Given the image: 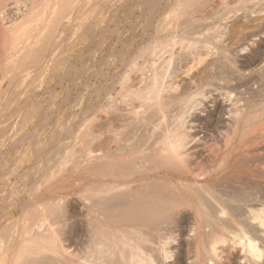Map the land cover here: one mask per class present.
Masks as SVG:
<instances>
[{
  "label": "bare ground",
  "instance_id": "6f19581e",
  "mask_svg": "<svg viewBox=\"0 0 264 264\" xmlns=\"http://www.w3.org/2000/svg\"><path fill=\"white\" fill-rule=\"evenodd\" d=\"M5 1L0 0V12ZM11 1L15 5L14 13L21 19L9 26L11 36L7 32L15 51L8 58L13 64L15 57L24 61L31 55V46H24L26 34L54 31L57 34L66 17L76 21L79 15L87 19L96 12L108 14L113 2L121 4L117 11L125 16L133 11L144 16L154 15L157 5L166 1L170 8L160 20L159 30H181L185 36L165 40L158 46L159 50H151L152 56H157L161 50L167 55L162 63L152 58L148 71L142 73L143 66L130 65L129 69L137 71L143 68L142 78L134 88L125 87L124 82L120 84L121 100L118 103L110 89L98 94L95 100L90 99L92 89L96 88L89 87L85 92L86 100L74 112L71 131H67L65 124L60 126L63 132L58 138L60 143L57 142L59 149L66 146L64 142L68 138L71 148L67 146L51 173L56 174L54 177L58 180L70 176L69 180L73 179L80 192L78 197L85 201L84 204L80 198L81 203L78 198L85 211L83 207L80 209L91 222L93 247L90 248L91 255L88 253L91 257L86 259L85 256L84 262L72 261L63 243L68 211L58 204L54 208L60 215L56 230L47 231L41 224L36 229L33 224H28L24 231L21 229L22 235L27 232L28 237L19 242L21 244H15L16 241L12 242L10 238L18 230L13 231L15 224L2 228L0 264H71V261L73 264H158V257L169 258L173 251L176 252L174 264H264V123L257 126L255 121L261 116L250 112L254 105L253 95H233L235 88L223 93L221 89L218 96L207 94L208 86L219 81L216 69L221 67V58L227 64L234 61L226 46L221 44L223 30L227 27H223L225 20L236 15L238 10L256 14L258 1L215 0V9L221 10V13L217 12L219 27L214 24L218 32L216 28L213 34L209 32L211 39L205 42L189 39L188 34L195 26L196 17L201 21L202 15L211 12L207 7L208 0ZM126 1L136 3V7L122 6ZM230 3L233 6L228 8ZM230 12L234 14L229 16ZM64 24L63 30L67 27V23ZM87 26L86 29H90L91 25ZM76 27L71 29L76 31ZM62 28L59 27L61 31ZM253 31L245 36L248 40L264 34V28ZM254 41L247 42L254 45ZM177 43L179 47H175ZM215 55L216 60L205 72L202 70L204 76L201 74L202 78L195 79L193 71L197 65H203L207 58ZM88 69H78L74 73L65 69L64 76L71 74L77 79ZM133 69L130 71L135 72ZM227 77L229 80L230 76ZM131 101L137 104H131ZM171 110L175 111L173 125L168 126L169 122H164ZM158 129L160 133L157 134ZM103 138L108 140L105 148L101 146ZM52 148L56 149V146ZM52 148L45 152L46 156H50ZM33 167L36 169V165ZM33 167L31 172L28 171L35 175L37 170L33 171ZM52 174L49 175L51 178ZM169 242L174 245L173 249Z\"/></svg>",
  "mask_w": 264,
  "mask_h": 264
},
{
  "label": "rangeland",
  "instance_id": "374dc122",
  "mask_svg": "<svg viewBox=\"0 0 264 264\" xmlns=\"http://www.w3.org/2000/svg\"><path fill=\"white\" fill-rule=\"evenodd\" d=\"M131 1L123 2L122 6L128 5L135 8L136 3L134 4ZM228 1L231 2L232 0ZM254 1H258V3H256V8H258H255L257 10L256 14H254L255 12L250 14L238 10L239 12L236 11V15H233L235 18L230 16V14H234V12H230V17L227 19L228 21L225 20L226 23L223 21L225 24L223 27H227L223 30L225 32L223 33L224 36L222 35L224 39L222 37L221 44L222 46L224 45L223 47L226 46L225 49L227 53H229L234 61H232L231 64H227V62H223L224 58H221V67L216 69V73H219L218 77L220 78H218L219 81H217L218 79L216 80L217 84L214 81V84L219 87L217 88L216 85L208 86L210 92L206 89V86L205 90H208L209 92L207 91V94L210 93L212 96H218V92H221V89L223 93V91L225 92L227 90L232 91L234 88L235 89L232 91L234 92L233 95L237 93V95L245 94L243 96L247 97L253 95L254 105L252 104L253 108L250 112L261 116L255 121L258 126V124L264 123L262 122L264 121V117L262 116L264 115V34L261 33V35L257 37L254 36L253 40H248L245 37H248L253 30L252 33L258 31L260 28H264L262 27L264 26V0ZM214 2L216 3L215 0H208L207 7L211 12L207 11L208 13L204 14L205 16L202 15L201 21L196 17L195 26L190 31L191 33L189 32L188 34L189 39H198V41L202 42L208 39V41H210L209 38L212 35L209 32L213 34L215 28V31L218 30L219 20L217 18V12L220 11L221 13V10L215 9L217 7ZM12 3L11 0L5 1L2 8L4 13L2 11L0 12V20H2L0 21V235L2 228L6 227V225H11V223L15 224L12 225L14 226L12 227L14 228L13 231L18 229V233L15 231V234L10 237L12 242L16 241L15 244H21L19 242L25 241L26 237H28L26 234L27 232L25 235H22L28 224H33L34 228L36 226V229L38 227L37 225L40 226L41 224L42 229H46L47 231L56 230L60 225V215L54 208L56 205L60 204L68 211L65 222L66 234L63 240L64 246L67 252L71 254L72 261L75 259L76 261L74 262H77V260L84 262L86 259H89L88 257H91L89 256V252L93 247L91 222L84 212L85 207H83L85 201L80 197L82 202H84V204H81V199L78 197L80 192L77 186H75V182L72 181L73 179L70 178L69 180L70 176L58 180L56 174L53 175L51 173V170L53 169L52 171H54L58 163V158L67 151L68 147L71 148V143L70 141L68 142L70 139L68 138V143L64 142L66 143V146H64L66 149L64 147L63 149H59L58 143H60V140L58 138L62 136L60 133L63 132L61 131L63 128L60 126L65 124L68 127L67 131H71L73 128L72 122L74 112L86 100L85 92L89 87L96 88L92 89L90 99L95 100L98 94L101 95L107 89H110L111 94L116 96L118 103L121 100L119 93L121 89L120 84L124 82L125 87L134 88L139 84L142 78L141 70H143V68L138 69L140 72L137 71V69L130 68L133 69V71L136 70L132 72L129 69L130 65L134 66V64H136L135 66L138 65V68L139 66H143L144 70L142 73L148 71L149 61H151L152 58H154L157 63H162L164 57L167 55V53L161 50L157 52V56H152L150 51L157 50L161 42L165 40H178L180 36H185V34H183L184 31L181 30H159L158 24L160 20L165 18L170 8V4L166 3V1H161L157 5V10L154 15L147 14L144 16H138V11H133V14L131 13V15L125 16L118 12L121 4L119 2H113L112 6H110V13L108 14L96 12L95 15L90 16L92 18L86 17L87 19H84L85 17L81 18L79 15V22L78 18L76 21L74 18L73 21L72 17L70 21L71 18L69 19L66 17L64 21L69 19L68 22H61L62 24H60L59 27H65L64 23H67V27L64 30L63 27V31L58 27L57 34L54 33L55 31L51 33L34 32L26 34L24 46L28 44L31 46V55L28 54V58L24 61H20L19 58L17 59L15 57V64H13L11 60L8 59L10 56L14 55L15 52L14 48H11V32L9 28L17 24L16 22H19L21 19L14 13L15 5ZM230 5L233 6V3H230L228 8H231ZM260 5H263V8ZM243 18L244 20H242ZM75 23H78V25ZM85 23L88 24V26L91 25L90 29H86L87 25ZM2 24L3 26H1ZM68 24L70 27L75 24L73 28L77 26L78 29L76 27V31H74ZM239 24L241 25L239 26ZM10 25L11 27H9ZM260 25L261 27H258ZM3 27L5 33L2 31L3 29L1 30ZM7 32H9L10 36ZM239 32H242V34ZM3 33L7 35L4 37ZM1 38L4 40H1ZM237 41H240V43ZM247 41H254L255 44H249L250 42ZM175 47H179L178 43ZM245 50L248 51L246 52ZM239 51H241V53H239ZM143 52L145 54H143ZM19 55L23 56L21 53ZM212 56L207 58L205 62H203V65H197L198 67L193 71L195 79L198 80L202 78L205 74L204 70L208 68L211 62L216 60L217 55L214 56L215 58ZM223 63H225V67ZM86 67L89 69L77 79L70 76L71 74L64 76L65 69H67L68 72L71 71L74 73V71L86 69ZM221 69L222 71H220ZM221 72H224L223 75H221ZM227 75L230 76L229 80L227 79ZM256 76L259 77V79ZM230 85L232 87L231 89ZM214 88L219 90H215ZM131 104L135 105L137 102L131 101ZM208 108L212 107L209 106ZM174 113L175 111L171 110V112L169 111L166 114L167 120L164 123L169 122L166 125L169 126L170 123L171 126L173 125ZM163 126L164 125H162V127ZM159 130L160 129H158L156 133H160ZM102 141L101 146L105 148V145L107 146L106 141L108 140L103 138ZM102 143L104 144L102 145ZM52 146H56V149H53ZM50 148L54 151L52 150L50 156H46L45 152ZM256 153L257 152L254 154ZM256 158L257 157L253 159L256 160ZM32 164L36 165V169ZM31 166L33 167V171L37 170L35 171L37 174L34 175L29 173V171H32ZM68 168H71L70 164L67 165V169ZM51 174L53 175L52 178L49 176ZM47 178L48 181H46ZM78 198L81 203L78 201ZM81 207H83V212L82 209H80ZM4 216L6 217L4 218ZM21 229L23 230L22 233ZM169 243L171 246H169V244L168 246L173 249L172 247L174 245H172L171 242ZM168 257L169 258L165 259L164 257H158L157 260H159L156 261V263L174 264L176 262V260H174L176 259L175 251ZM72 261L71 264L74 263ZM185 261H187V259H185Z\"/></svg>",
  "mask_w": 264,
  "mask_h": 264
}]
</instances>
